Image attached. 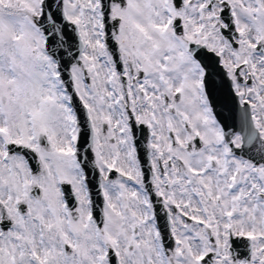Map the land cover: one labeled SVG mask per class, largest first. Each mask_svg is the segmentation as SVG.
I'll return each mask as SVG.
<instances>
[{
    "label": "snow or ice",
    "instance_id": "6c2138e0",
    "mask_svg": "<svg viewBox=\"0 0 264 264\" xmlns=\"http://www.w3.org/2000/svg\"><path fill=\"white\" fill-rule=\"evenodd\" d=\"M0 264H264V0H0Z\"/></svg>",
    "mask_w": 264,
    "mask_h": 264
}]
</instances>
